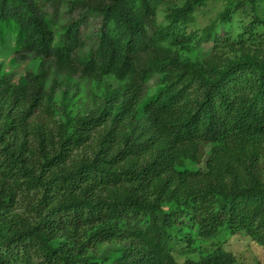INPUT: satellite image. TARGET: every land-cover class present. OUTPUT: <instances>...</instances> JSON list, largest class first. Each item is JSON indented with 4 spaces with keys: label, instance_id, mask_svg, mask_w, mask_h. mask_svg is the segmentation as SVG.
<instances>
[{
    "label": "trees",
    "instance_id": "obj_1",
    "mask_svg": "<svg viewBox=\"0 0 264 264\" xmlns=\"http://www.w3.org/2000/svg\"><path fill=\"white\" fill-rule=\"evenodd\" d=\"M8 36L0 264L264 247V0H0Z\"/></svg>",
    "mask_w": 264,
    "mask_h": 264
},
{
    "label": "rangeland",
    "instance_id": "obj_2",
    "mask_svg": "<svg viewBox=\"0 0 264 264\" xmlns=\"http://www.w3.org/2000/svg\"><path fill=\"white\" fill-rule=\"evenodd\" d=\"M14 55L13 36H8L4 46H0V64H14L17 67L23 66L19 59L12 61ZM24 67V66H23ZM22 67V68H23ZM227 252L231 253L238 264H255L264 262V247L252 242L249 238L239 235H229L218 241ZM215 245L210 243L202 244L204 248H210Z\"/></svg>",
    "mask_w": 264,
    "mask_h": 264
}]
</instances>
